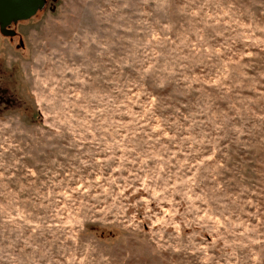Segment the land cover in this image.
<instances>
[{"label":"rangeland","instance_id":"1","mask_svg":"<svg viewBox=\"0 0 264 264\" xmlns=\"http://www.w3.org/2000/svg\"><path fill=\"white\" fill-rule=\"evenodd\" d=\"M0 30V264H264V0H44Z\"/></svg>","mask_w":264,"mask_h":264},{"label":"water","instance_id":"2","mask_svg":"<svg viewBox=\"0 0 264 264\" xmlns=\"http://www.w3.org/2000/svg\"><path fill=\"white\" fill-rule=\"evenodd\" d=\"M44 0H0V30L4 35L11 34L6 29L12 22L28 20L35 16Z\"/></svg>","mask_w":264,"mask_h":264},{"label":"flooded vegetation","instance_id":"3","mask_svg":"<svg viewBox=\"0 0 264 264\" xmlns=\"http://www.w3.org/2000/svg\"><path fill=\"white\" fill-rule=\"evenodd\" d=\"M9 30V29H8ZM10 31V30H9Z\"/></svg>","mask_w":264,"mask_h":264}]
</instances>
